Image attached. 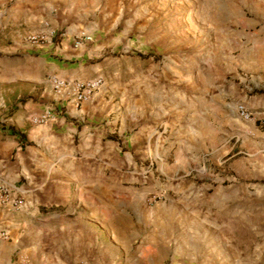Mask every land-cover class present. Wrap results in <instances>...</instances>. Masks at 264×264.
<instances>
[{"label":"rangeland","instance_id":"rangeland-1","mask_svg":"<svg viewBox=\"0 0 264 264\" xmlns=\"http://www.w3.org/2000/svg\"><path fill=\"white\" fill-rule=\"evenodd\" d=\"M27 1L54 9V39L67 29L93 31V48L102 46L88 65H104L105 72L87 79L101 76L104 86L136 94L142 110L160 104L163 113L152 153L139 141L120 142L112 161L104 153L78 154L97 176L82 177L75 206L30 207L41 214L21 217L19 227L27 220L30 228L25 238L0 235L7 248L0 264H58V258L64 264H206L179 256L180 248L203 253L211 241L192 236L187 211L219 225L223 243L241 226L240 249L225 248L235 256L231 264H264L262 249L253 248L264 244V0H0V118L6 120L19 90L26 95L47 80L33 77L14 49L36 31L26 26L37 9L16 10ZM67 6L75 9L63 15ZM241 106L248 120L240 117ZM3 169L0 159V174ZM20 176L17 182L0 177V191L34 185ZM177 186L186 189L176 192ZM32 223L43 233L32 231ZM50 223L57 230L49 232Z\"/></svg>","mask_w":264,"mask_h":264},{"label":"crops","instance_id":"crops-1","mask_svg":"<svg viewBox=\"0 0 264 264\" xmlns=\"http://www.w3.org/2000/svg\"><path fill=\"white\" fill-rule=\"evenodd\" d=\"M70 1L67 3L72 5L74 0ZM17 7L16 10L25 12L37 9L36 18L26 28H33L36 30L35 32L43 31L46 30L45 23L49 21L51 23L50 28L55 29L58 33V20L50 18L53 17L50 12L54 9L47 11L46 4L43 3L42 6H38V8L42 7L38 11L37 6L35 8L30 1ZM74 9L75 7L69 8L67 6L63 15L71 14ZM8 25H10L9 21L4 28ZM21 32H25L24 29L19 31L20 36ZM64 34H66L65 37L60 34L59 38L44 45L34 46L21 41L14 47L16 51L21 50L27 58V69L33 73V77L39 78L41 74L47 77L44 86L40 88L35 86L26 92V95L22 90H19L15 94L16 103L11 106L12 110L9 109L8 120L0 118V159L4 166L0 177H9L10 180L17 182L20 179V174H22L31 182H35L31 188L25 187V185L24 188L14 186L12 188L13 193L10 192L11 198L13 196L18 198L21 195L26 200L28 206L25 209L3 204L0 198V235H6L14 241L25 238L30 231L27 220L24 222L25 226L19 227L21 217L36 218L38 214H41L37 208L29 211L30 207L75 206L78 201L77 191L82 184V177L90 179L97 176L95 168L80 165L77 155L81 152L84 154H86L85 151L90 152L88 157H91V153L94 156L104 153L108 161H112V158L118 155L114 153H119L121 150L120 142L137 145L141 141V145H144L146 151H151V153L153 144H155L156 150L158 148L157 139L156 141L154 139L155 122L163 113L162 105L151 106L150 110H142L136 94H130L127 88L107 86H103L90 101L77 104L67 93L58 92L53 88L50 78L83 80L95 77L100 72H105L104 65H96V68L92 66V69L88 65L90 57L99 55L97 46H102V43L99 42L93 48L92 44L97 39L92 30L73 32L67 29ZM84 36L91 37V40L85 38L82 45L77 48L75 46L77 39ZM46 111L53 113L54 117L51 121L42 125L32 123L33 116L43 114ZM8 125L12 127L9 128ZM11 130H15L20 136L16 139L11 138ZM4 134L6 135L4 136ZM22 139L26 140L27 143L23 145ZM254 143L258 142L255 141ZM143 147L141 146V149ZM249 157V163L254 167L257 166V162L255 163V160L252 159L255 155L249 154ZM9 163L10 167L6 170ZM37 180L40 183H37ZM185 189L183 186H177L175 191L181 192ZM187 202L196 204L198 200H187ZM190 213L187 211L184 219L192 221L194 226L182 227L186 233L184 238L189 237L190 234L186 232V229L189 228V230H193L192 236H200L203 240L209 239L211 241H207L205 252L196 255L195 253L190 255L189 250L184 248L177 249L180 252V258L187 257L184 261L189 260V258H193L192 261H197L199 257H202V262L206 264H214L215 262L218 264L234 263L235 256L231 254L229 249L225 248L240 249V242H237V238L241 236V226H238V231L233 234L232 238H228L229 241L223 243L221 240L223 233H218L216 230L219 225L204 221L199 213L193 214L191 211ZM55 216L58 215L51 214L49 218ZM57 228V224L54 223L47 226L49 232L55 231ZM32 231H37L39 234L43 233V230H35L33 223ZM79 233H81L80 230ZM196 233L199 234L196 235ZM93 237L96 241V231L93 233ZM12 245L15 246V242ZM253 248H260L262 249L261 253L264 252V244L262 243L256 242ZM3 249L7 250L5 246L2 248L0 246V263H2ZM47 259L50 260L49 257ZM57 261L58 264H64L59 258Z\"/></svg>","mask_w":264,"mask_h":264},{"label":"built area","instance_id":"built-area-1","mask_svg":"<svg viewBox=\"0 0 264 264\" xmlns=\"http://www.w3.org/2000/svg\"><path fill=\"white\" fill-rule=\"evenodd\" d=\"M56 34L57 31L55 29L50 27L47 29L46 27V30L31 33L27 38V43L34 46L44 45L53 41ZM61 35L63 37L66 36V34ZM85 38L91 40V37H80L77 39L75 46L77 48L80 47ZM52 83L56 91L67 93L75 103L82 104L93 99L95 94L104 86V79L101 76L87 80H61L55 78ZM239 114L243 120H248L251 115L244 106L239 107ZM53 117L51 111H46L43 114L33 116L32 123L36 125L46 124L51 121ZM9 191L10 190L5 187L1 188V202L14 208H21L23 202L17 197L13 196V198H11Z\"/></svg>","mask_w":264,"mask_h":264},{"label":"trees","instance_id":"trees-1","mask_svg":"<svg viewBox=\"0 0 264 264\" xmlns=\"http://www.w3.org/2000/svg\"><path fill=\"white\" fill-rule=\"evenodd\" d=\"M3 128L5 129V126H3ZM9 128H11V127H9ZM19 136H20V134H19L18 132H16L15 130H11V131H10V137H11V138L16 139V138L19 137ZM21 138H23V137H21ZM21 143L24 145V144L27 143V142H26V140L22 139V140H21Z\"/></svg>","mask_w":264,"mask_h":264}]
</instances>
